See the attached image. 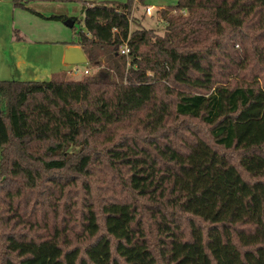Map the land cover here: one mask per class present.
Wrapping results in <instances>:
<instances>
[{"label": "trees", "instance_id": "trees-1", "mask_svg": "<svg viewBox=\"0 0 264 264\" xmlns=\"http://www.w3.org/2000/svg\"><path fill=\"white\" fill-rule=\"evenodd\" d=\"M64 1L95 70L0 80V264H264V0H178L163 34Z\"/></svg>", "mask_w": 264, "mask_h": 264}, {"label": "crops", "instance_id": "crops-1", "mask_svg": "<svg viewBox=\"0 0 264 264\" xmlns=\"http://www.w3.org/2000/svg\"><path fill=\"white\" fill-rule=\"evenodd\" d=\"M50 1L60 3L64 0H0V80H49L54 73H59L62 70L63 65L68 64L65 60L66 50L70 46L81 47L79 44L61 42V44L64 45L62 48L63 54H61L60 59H55L52 55L45 56L39 48L37 49L34 47V45L39 43L40 40L32 38L25 30L27 13L33 14L34 12L27 9L24 5L20 4V2H25L27 6L31 8V6H35L34 4H38L37 7H40L41 3ZM147 1L148 0H144L145 7H155L154 4H151ZM144 4H138L135 0L132 13H134L136 7L139 5L143 6ZM165 4V2L161 1L156 8L160 10L168 6H173ZM58 11L61 12L60 10H56L53 13ZM42 12L41 14L43 16L39 15V17H46L45 13H47V11ZM64 13L70 17L75 16L68 14L67 12Z\"/></svg>", "mask_w": 264, "mask_h": 264}, {"label": "rangeland", "instance_id": "rangeland-1", "mask_svg": "<svg viewBox=\"0 0 264 264\" xmlns=\"http://www.w3.org/2000/svg\"><path fill=\"white\" fill-rule=\"evenodd\" d=\"M165 2V5H175L177 0H148L147 2L154 4L153 15H147L145 12V4L139 5L134 10L133 16L140 21L142 28L154 29L158 34L164 33V22L160 18L159 10L156 8L159 2ZM60 2V1H58ZM31 6L33 14L27 13L25 30L28 35L36 40H40L39 43L35 44L34 47L39 48L41 52L46 56H54V58L60 59L62 53V48L64 44L61 42H77L78 33L80 31H85V27L82 19V13L80 10V4L78 1H62L60 3H55L53 1L43 2L40 4V7H37L38 4ZM42 7V8H41ZM42 11H47L46 17L40 18L39 15ZM60 10L61 12H55ZM63 11V12H62ZM67 12L68 14L75 15L79 20H77L73 27H70L64 23V21L59 19L51 18L54 14H63ZM32 13V12H31ZM44 13V12H42ZM43 16V15H42ZM133 29L135 25H132ZM63 65V64H62ZM60 66V65H59ZM58 66V67H59ZM81 70L87 67V64L80 63L77 65ZM57 67V68H58ZM75 65L66 64L62 66V70L59 72L61 75H65L67 79H79L83 77V73L79 75H67V70L73 69ZM94 68L90 69V73L94 72Z\"/></svg>", "mask_w": 264, "mask_h": 264}, {"label": "water", "instance_id": "water-1", "mask_svg": "<svg viewBox=\"0 0 264 264\" xmlns=\"http://www.w3.org/2000/svg\"><path fill=\"white\" fill-rule=\"evenodd\" d=\"M65 60L68 64L88 63V59L83 49L79 46H70L65 53ZM1 114V106H0Z\"/></svg>", "mask_w": 264, "mask_h": 264}, {"label": "built area", "instance_id": "built-area-1", "mask_svg": "<svg viewBox=\"0 0 264 264\" xmlns=\"http://www.w3.org/2000/svg\"><path fill=\"white\" fill-rule=\"evenodd\" d=\"M145 12H146V14L147 15H153V6H146L145 7ZM175 13H177L178 11H174ZM181 14H184V15H186L187 14V12H186V10H181V11H179ZM120 52H121V54H128V52H129V48H128V44H127V42H124V44L121 46V48H120ZM73 65H75V67L73 68V69H70V70H68L66 73H67V75H79L80 73H83V75H88V74H90V69L88 68V67H86V68H84L83 70H81L77 65L78 64H73Z\"/></svg>", "mask_w": 264, "mask_h": 264}]
</instances>
